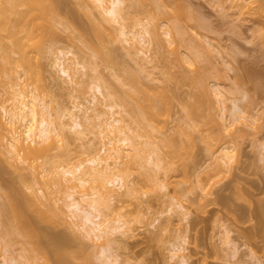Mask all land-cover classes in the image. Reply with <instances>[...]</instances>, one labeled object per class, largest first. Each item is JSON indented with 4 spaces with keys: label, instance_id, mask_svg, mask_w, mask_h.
<instances>
[{
    "label": "rangeland",
    "instance_id": "1",
    "mask_svg": "<svg viewBox=\"0 0 264 264\" xmlns=\"http://www.w3.org/2000/svg\"><path fill=\"white\" fill-rule=\"evenodd\" d=\"M124 1L125 25L148 32L146 40L150 44L143 47L147 55L135 53L116 35L112 41L108 38L107 43H111L107 45L117 56V63L92 56L109 81L105 91H113L110 102L117 104L120 113L115 115L122 119L120 124L133 144L122 152L118 162L115 156L109 159L113 170L124 175V189L112 200L105 195L95 198L110 221L104 226L117 227L112 234L115 247L107 257L86 233L76 228L77 218L66 206L70 199L65 185H54L46 177L33 179L29 170L24 173L28 180H23L0 155V255L17 256L24 264H56L59 256L53 252L54 241L58 245L64 239L67 249L78 255L74 254L77 258L73 260V254L67 252L70 258L65 260H73H69L71 264H264V0ZM63 2L65 12H73L70 15L74 18L68 16V20L87 22L84 10L91 8L92 0ZM95 12L98 15L92 14L93 18H102L100 11ZM53 28L54 38L46 41L45 51H38V41L33 42L27 58L34 71L36 91L60 116L74 103L85 101L83 91L90 88L85 83L65 87L58 84L61 78L54 66L55 57L60 50L76 48L68 29L62 25ZM167 30L172 31L171 39ZM77 44L91 53L82 41ZM41 64L46 70L41 69ZM195 78L209 88L218 86L223 91L227 105L224 111L217 96L210 98L212 113L219 121L227 126L232 122V99L239 100L246 117L228 127L208 124L206 117L205 126L202 121H194L198 119L189 116V104L199 96L201 104L204 102L201 83L197 86L200 80L196 85L192 82ZM16 80L24 83L20 78ZM150 98L159 106L154 125L148 124L153 110ZM207 101L203 103L205 113ZM64 120L70 122L68 117ZM85 127L82 135L67 128L68 143L59 146L58 142L57 149L51 152L57 158L54 167L58 165L56 170L63 178L69 176L63 175L64 169L81 161L88 164V159L98 153L106 155L103 144L110 145L107 138L92 124L85 122ZM229 145L232 156L223 160L222 149ZM111 176L106 172L85 175L89 182L77 191L93 196ZM63 182L67 183L65 179ZM39 191L58 199L62 216L47 195H36ZM35 195L40 198L35 199ZM75 197L80 199V193ZM36 205L48 209L45 217L49 212L51 217L55 214L66 218L64 223L43 222L39 215L44 211L39 213ZM12 206L21 208L18 212L24 217L29 216L28 222L33 225L30 228L40 237L35 245L26 242L29 239L21 234L19 214ZM55 237L62 241L58 243ZM174 244L182 249L175 251ZM34 246L37 250L32 249Z\"/></svg>",
    "mask_w": 264,
    "mask_h": 264
},
{
    "label": "bare ground",
    "instance_id": "2",
    "mask_svg": "<svg viewBox=\"0 0 264 264\" xmlns=\"http://www.w3.org/2000/svg\"><path fill=\"white\" fill-rule=\"evenodd\" d=\"M64 3L65 2H63V0H0V155L1 159H4V161L10 166V169L13 168L16 170L23 180H28L25 179L27 174L24 173L29 170V172H31L34 176L33 179L46 177L44 179L49 180L50 178V181L53 180L52 182H54V185H63L61 186L63 188L65 185L67 198L70 199V201L66 203V206L69 208L75 219L77 218V220H75L77 222H75L74 225L77 226V229L79 228L78 230H82L83 233H86V235L90 237L89 239H92L94 244H97V246L102 249L103 254L109 257L110 250L115 247L113 246L114 239L112 238V234L116 233L117 227H111L108 229L104 226V223H109L110 221L103 216L102 210L95 198L99 195H105L112 200L116 197L119 190L124 189L126 186L125 177L122 173L113 170L114 167L109 162V159L112 156H115V162H118L123 155L122 152L125 149L132 147L133 144L127 130H125V128L120 124L122 119L120 117H116L115 115L120 113L117 110V104L110 102L114 96L113 91H105L109 85V81L107 80L105 74L99 70V63L92 56L99 58L102 57V60L110 62L111 64L113 62L117 63L114 61L117 56L112 54L113 50H111L108 46L111 42L107 43L111 39L114 40L116 35H119L122 37L123 41L125 40L128 44H130V48L133 49L135 53L141 51L145 55H147L148 52L143 51V47L147 44L149 45L150 40L147 42L146 33L148 32L144 28H142V30H132V28L129 29L125 25L124 19L126 14V5L124 0H92V5H90L92 9L90 8V10L86 8L84 10V14L86 13L89 17H86L89 22L88 20L86 22V19L84 20L86 22L85 25L82 24L84 21L82 23H80V21L76 24L72 23L73 21L71 19H67L68 16L72 18L74 17L70 15L73 14L72 10H69L70 13L68 11L65 12L64 5L66 3ZM72 4L74 5V3ZM76 6L78 7V4ZM95 9L103 14L102 18L99 16L97 17L96 15L98 14L96 12L93 13ZM75 12L77 13V11ZM9 14H13V17H10ZM92 14H96L94 15V18ZM60 25L64 26L65 29H68V35L74 42L76 50H60L56 55L54 66L58 68L59 77L61 78V80L58 79L61 81L58 84H60L61 87H65L66 84L85 83L89 86L90 91H83V98L85 101L74 103L72 107H70L66 112L61 113L59 116L54 113V109L50 106V103L44 101V99L36 91V87H34V71L31 69V65H29L27 57L28 53L33 50L32 43L36 41L39 43L37 50L44 52L46 41L54 38L53 36L55 33L53 32V26L58 29L60 28ZM114 33L116 34L114 35ZM166 35L171 39L172 31L167 30ZM78 40L82 41L91 53H89L80 44H77ZM1 50H3V52ZM12 61L14 63L17 61L14 64L17 67L12 66ZM40 67L42 70H46L44 68L45 66L42 65ZM127 71L128 69L124 72ZM17 78L22 79L24 83H18L16 80ZM196 80L195 82L192 81L194 85H196V83L198 84L200 79ZM200 83L202 86L201 93L204 97H206L204 98L202 96V102L204 101L203 103L206 105L205 101H207V99L210 101V98H212V95L214 94L218 97L219 102L223 106L222 111H224L227 105L225 102L226 98L221 88L218 86L214 89L209 88L205 85V83L202 84L201 80L197 86H200ZM2 95L5 96V99H1V97H4ZM199 97L200 98L195 99L196 101L194 100L193 103H190L191 105L189 104L190 107L188 106V108L190 109L187 111L190 112L189 116H196V118L192 116L194 119H198L194 121L198 123L199 121L204 122V126L205 123L207 124L208 122V124L211 123L228 127L235 121H239L246 117V111L240 105L239 100L232 99V104L230 106L232 122L227 126V124L219 121L215 113H212L213 102L211 103V101H207L208 108L207 113H205V105L203 103L201 104V96ZM151 100L156 102V100L154 101V98H150L149 100L152 104L153 110L150 115H148V119L150 120V123L148 124L154 125L153 122H155V117H157L159 113V106L157 105V102L153 103ZM6 101L7 105L9 104L8 106L5 103ZM203 105L204 108L202 109ZM156 107H158V109H156ZM91 111H94V113ZM65 117H68L70 122L64 120ZM192 117L190 118L193 120ZM204 117H206L205 119L207 122H205L206 120ZM85 122L99 128L100 134L104 136L103 138H107L108 144L111 146H108L106 142L103 144L104 152L106 153L105 156H101L100 153H98L88 159V164L81 161L70 168L64 169L63 175L69 176L63 178L64 176H60L59 171L57 172L56 170L58 165L55 164L56 167H54V161H56L54 159L57 158L55 155H51V152L52 150L57 149L58 142H61L59 146H64L68 143L66 132L67 128L76 134H84L86 131ZM231 149L232 147L230 145L223 147L221 154L223 160L232 156L230 153ZM64 154L67 155V153ZM117 158L119 159L117 160ZM105 172L111 174L112 176L106 185L104 184L99 186L100 191L98 190L94 193L95 197L89 193L77 191L78 188H83L87 185V182H89L85 175H94L96 173L102 174ZM64 179L67 182L66 184L63 182ZM103 187L105 190L102 189ZM40 192L42 191H39L38 193L36 192L37 194H35L38 196ZM43 192L41 194H43ZM77 193H80V199L75 197ZM36 195L34 197L38 200L40 197L37 198ZM43 195L46 196L47 194L44 193ZM6 196H8V194ZM47 198L48 201H52L50 204H54L52 206H58L57 214L62 216L63 210H61V206L58 205V199H54L55 197L52 198L48 195ZM82 201H84L86 205H84ZM29 202L31 204V201ZM11 203L12 202H10V205ZM38 207L40 206H35L36 210H39V213L40 210L44 211L43 213H40L42 216L37 212V216L39 215L40 218L45 220H42L43 222L49 221L53 223L55 221L54 223L58 224L64 223L63 220L66 218H61L60 216L54 214V216H57V219H59L56 220L54 216L51 217L52 215H50L49 212L48 216L53 221L51 219L47 220L48 216L45 217V214L48 209L46 208V210H44L45 208L39 209ZM15 209L17 212L21 210V208L19 210L17 208ZM30 209L31 208H29V211H31ZM55 211L56 210H54V212ZM18 214L21 221H19V223L22 226V228L19 226L22 229L21 234H23L24 237L26 236V240L29 239L26 242L31 244L38 243L35 242V240L40 237H37L38 233L36 234V232H33L35 229L32 231L33 228H30L31 226L33 227V225H30L31 221L30 223L28 222L29 216L27 219L23 216L24 213L22 214L18 212ZM31 215L33 216V214ZM14 216L16 218L17 215ZM33 217L36 216L34 215ZM58 236L62 238V236ZM57 239L58 238H56V241L59 243L63 238L60 239L61 241H58ZM39 243L40 246L41 242ZM54 243L56 244V249L53 248L55 249L53 252L59 256V261H56V264L59 262L60 264H64L66 261L65 259L68 257L70 258V255L72 254L73 260L77 258L78 255L75 251H69L67 249L68 247L66 246L68 244H66L67 242H64V239L62 241V243H64L62 247L60 246L62 243H59V246L55 241ZM52 247H54V245H52ZM32 249L37 250L35 249V246ZM174 249L175 251H179L182 247L174 244ZM6 251H8L7 248H5V252ZM51 252L52 251H50V253ZM67 252H70V255L67 254ZM74 254L77 256L75 255V257ZM45 255L47 256V254ZM0 256H2L0 264H24V262L17 256L12 257L5 253ZM69 260L70 262L73 261L71 259ZM69 260H67L68 262L66 261L65 264H71Z\"/></svg>",
    "mask_w": 264,
    "mask_h": 264
}]
</instances>
